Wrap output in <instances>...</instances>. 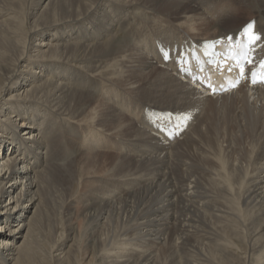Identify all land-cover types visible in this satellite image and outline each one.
<instances>
[{
	"label": "bare ground",
	"instance_id": "1",
	"mask_svg": "<svg viewBox=\"0 0 264 264\" xmlns=\"http://www.w3.org/2000/svg\"><path fill=\"white\" fill-rule=\"evenodd\" d=\"M249 23L258 62L264 0H0V264H78L62 195L80 264H264V86L193 80Z\"/></svg>",
	"mask_w": 264,
	"mask_h": 264
},
{
	"label": "snow or ice",
	"instance_id": "2",
	"mask_svg": "<svg viewBox=\"0 0 264 264\" xmlns=\"http://www.w3.org/2000/svg\"><path fill=\"white\" fill-rule=\"evenodd\" d=\"M226 51L217 55L214 51L209 53L208 48H215L224 41L206 42L204 55L208 57L207 63L211 71L202 67L198 62L200 76L193 75L194 82L199 80L212 95L218 92L235 90L242 82L250 79L253 86H264V58L256 61L253 53L261 36L254 31V24L249 23L241 31L238 37L229 36ZM177 63L182 65V70L190 71L187 68L189 60L187 55L179 54ZM163 59H169V53L163 52ZM195 59V57H193ZM258 63V68L255 67ZM220 77L221 79H217Z\"/></svg>",
	"mask_w": 264,
	"mask_h": 264
},
{
	"label": "rangeland",
	"instance_id": "3",
	"mask_svg": "<svg viewBox=\"0 0 264 264\" xmlns=\"http://www.w3.org/2000/svg\"><path fill=\"white\" fill-rule=\"evenodd\" d=\"M61 197L58 198L59 200H57L55 198V200H47L45 202L46 205H47V207H48V209H47L46 219H44V223H46L47 220H49L50 221L49 224H50V226H51L52 229H54V228L55 229L56 228L58 229V227H59V229H60V231L62 233H64L65 235H68V237H72L68 241H67V239H65V241H63V243L65 242L67 244V246L68 245H71V244H73L75 246L74 248L77 251L76 256H77L78 260L80 259V261H78V264H80L82 250H84L85 245H86V240L88 238V236H87L85 239H83V236H84V227H85V225H87L88 222H87L86 218L84 217V215L82 214V212H80V210H81L80 209V206H78V208L76 209V205H74V208H73V213H74L73 215L74 216L70 219V222L66 221L65 220L66 218L63 217L64 216L66 199H63V195ZM212 221H214V220H212ZM79 222H81V225H82L80 231H78V232L77 231H70L72 225H75V224L77 225ZM69 224H71V225H69ZM219 233H221V232H219ZM249 237H250V235H249ZM249 237H247V238H249ZM247 240L249 241L250 238L247 239ZM197 241L201 243L200 244L201 253H203V255H206V253H207L206 256H208L209 255V252H210L209 251V248L210 247L208 245L209 242L207 240H205V239L203 240L201 238H198ZM65 250H67V248ZM40 253H41V250H38V254L39 255H40ZM242 253H243L242 254L243 257L246 258V259H243L244 261H242L244 264H251L252 262H254V257H253V254L251 253V251H248L247 252L246 251V248H245V251L242 252ZM244 253H248V254H245L244 255ZM249 255H250V257H249ZM181 259H183V257ZM179 260H180V258H179ZM216 260H217V263L218 264H221V262L220 263L218 262L219 259H216ZM249 260H250V262H249ZM164 261H165V259L162 258L160 264H164L165 263ZM213 261L215 262V264H217L215 260H213ZM87 262L88 261H85V263H87ZM180 262H181V264H186V261L185 260H183V261L181 260ZM29 264H51V263H45L44 261H41L40 259H38V255L34 252L30 256V263ZM178 264H179V262H178Z\"/></svg>",
	"mask_w": 264,
	"mask_h": 264
}]
</instances>
